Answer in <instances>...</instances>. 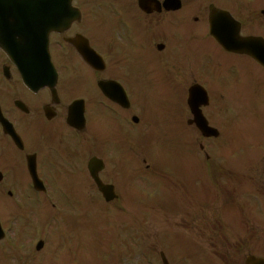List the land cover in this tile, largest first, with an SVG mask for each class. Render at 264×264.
Wrapping results in <instances>:
<instances>
[{
	"label": "flooded vegetation",
	"instance_id": "1",
	"mask_svg": "<svg viewBox=\"0 0 264 264\" xmlns=\"http://www.w3.org/2000/svg\"><path fill=\"white\" fill-rule=\"evenodd\" d=\"M72 3L80 16L61 33L50 34L49 50L57 72L54 89L37 74L24 82L0 49V119L9 123L0 120V224L7 232L1 241L6 255L0 256V262L2 256H9L12 264L56 262L57 251L71 247L65 236L73 234L69 225L73 230L78 227L63 222L60 208L54 216L31 217L30 209L15 211L14 204H60L73 214L78 204H127V139L133 141L144 130L181 125L194 128L202 138L188 124V88L196 81L205 87L219 75L245 73L229 61L245 56L225 52L209 35L213 8L230 15L232 29L239 23L241 36L264 42V0ZM83 38L99 55L91 63L68 42ZM242 60L264 75V68L252 58ZM116 95L119 99L113 98ZM70 111L77 127L67 121ZM202 111L213 126L228 114L238 117L228 106L225 115L221 105ZM136 152L132 151L138 156ZM93 158L101 161L100 169L89 168ZM95 173L114 192L111 201L98 192ZM38 241L43 242L41 249H36ZM143 252L146 255L135 264L191 263V256L173 248ZM262 252L264 257V234ZM73 264H77L74 258Z\"/></svg>",
	"mask_w": 264,
	"mask_h": 264
},
{
	"label": "rangeland",
	"instance_id": "2",
	"mask_svg": "<svg viewBox=\"0 0 264 264\" xmlns=\"http://www.w3.org/2000/svg\"><path fill=\"white\" fill-rule=\"evenodd\" d=\"M229 59L232 60V58ZM245 64L240 61L239 65L244 66ZM247 67L252 72L253 67L248 64ZM237 78L241 82V78L239 76ZM253 78L255 82L252 92L264 91V79H259L257 73ZM227 80L230 79H224L222 84H227ZM241 89L240 91H243L242 93L246 96L250 94L246 79ZM258 97H261L259 93ZM256 100V104L259 105L257 111L260 110L258 117H250L245 121H238L237 124L232 121L228 136L222 124L218 140L203 142L204 150L210 154L209 161L212 163L203 160V152L198 150L197 141H193L195 134L190 136L191 143L193 141L191 155L185 158L180 157V160L173 157L172 153L175 151H170V147L182 150L181 143H184L183 138L186 136L183 130H174V133L166 134L167 140L170 141L169 145H160L164 141L159 142L160 144H156L157 153H152L149 159L146 157V164H149L150 168H157V173L160 174L158 176H162L163 179L158 177L162 179L159 182L152 178L142 183L139 194L143 204H126L125 207V216L128 221L140 222L139 228L145 235V247L151 245L161 247L167 241L166 237L171 231L193 234L189 237L199 240L207 251L212 250L208 239L215 238L217 232L221 233L220 236L224 242L229 245L234 244L237 242L235 240L237 234L241 236L240 238H245L248 233L241 229L236 220L231 221L235 215L226 209L230 206H241L244 209L243 215L250 218L247 222L255 223L253 229V226L248 223L252 231L256 234L262 233L263 215L254 216L249 208L252 204H261L262 199L264 201V98ZM244 103L250 105L248 102ZM213 143L221 144L224 149L214 151ZM166 147L169 148L168 152H163ZM215 167L218 168L219 174L215 173ZM141 168L144 169V165L141 164ZM171 176L173 179L179 178V185L174 187L171 185L168 180ZM185 184H188L187 189ZM150 188L154 189V193L146 192ZM153 204H159V207L165 210L161 211L156 208L153 211ZM184 204L190 205L184 206ZM23 205L41 213L45 209L47 213L43 204ZM99 205L102 206V204ZM174 205L180 208H173ZM91 207L92 217L98 218L106 215L97 204H92ZM168 207L173 209L166 211ZM63 215L70 221L77 222L78 227L73 234L65 233L67 244L71 246L70 249H59L56 262L50 261V264H73V258L76 259L77 264H108L109 256L114 253L115 248L113 241L106 238V235H109V229L103 228L100 221L92 222L88 225L90 227L88 229L84 224L87 222L80 219L81 216L76 211L74 214L65 211ZM200 224H203L201 230L198 226ZM60 232L62 233V229ZM72 241L74 246H72Z\"/></svg>",
	"mask_w": 264,
	"mask_h": 264
},
{
	"label": "water",
	"instance_id": "3",
	"mask_svg": "<svg viewBox=\"0 0 264 264\" xmlns=\"http://www.w3.org/2000/svg\"><path fill=\"white\" fill-rule=\"evenodd\" d=\"M42 0H0L1 4L4 5V8L10 11L11 15L14 14L15 18L18 19L15 21L14 26L9 28V36L6 38V41L15 42L16 35H19L18 40L22 41H38L40 46L44 49H47L48 45V33L51 29H56L55 22L49 21L48 18L51 17L50 14L43 15V18L47 17L48 21H39V14L36 12L34 14L33 9H39L40 3ZM47 3V7H54L55 4L59 9H67L69 0H43ZM2 12L0 11V14ZM64 14V13H63ZM19 18H22L23 21H19ZM223 46L226 48H234L228 42H222ZM18 46L8 45L3 46V49L14 58L17 56L16 50ZM23 48V46H22ZM236 49V48H234ZM246 51V50H244ZM16 55V56H15ZM46 61V73H47V82L53 81V77L50 74L53 73L48 55L45 59ZM192 94V92H191ZM261 264V260H255L253 258H248L246 264Z\"/></svg>",
	"mask_w": 264,
	"mask_h": 264
}]
</instances>
